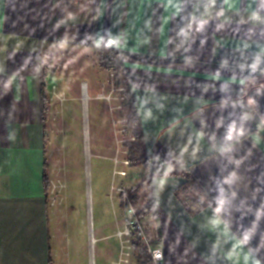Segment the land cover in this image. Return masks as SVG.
Segmentation results:
<instances>
[{
    "label": "crops",
    "instance_id": "1",
    "mask_svg": "<svg viewBox=\"0 0 264 264\" xmlns=\"http://www.w3.org/2000/svg\"><path fill=\"white\" fill-rule=\"evenodd\" d=\"M106 49L139 107L149 159L128 167H143L137 184L149 177L142 206L156 208L141 220L159 235L135 244L122 220L111 264H152L149 248L165 264H264V0H0V264H102L91 199L80 227L66 167L48 169L58 85L46 64ZM184 170L206 207L200 192L178 195Z\"/></svg>",
    "mask_w": 264,
    "mask_h": 264
},
{
    "label": "rangeland",
    "instance_id": "2",
    "mask_svg": "<svg viewBox=\"0 0 264 264\" xmlns=\"http://www.w3.org/2000/svg\"><path fill=\"white\" fill-rule=\"evenodd\" d=\"M54 56L57 60L54 57L46 64V69L56 74L58 85L56 82L52 85L53 94L49 99L52 115L46 126L48 169L57 174L66 167L67 189L63 191H69L80 227L82 220L89 218L91 199L96 249L101 254L102 264H111L114 257L109 251H114L119 243L116 229L125 220V231L129 216L130 194L127 190L137 184L136 173L144 171L143 167L122 164L128 159L125 144L134 140L124 104V83L117 82L113 71L102 68L101 51H65ZM119 80H123L122 74ZM83 83L89 87L86 101L81 98ZM101 92V98L97 97ZM123 169L127 172L126 177L117 175V171ZM121 182L125 194L118 192ZM146 193L139 191L138 207L145 202ZM152 229L148 227L147 232L154 234L156 229ZM131 241L136 244L139 240L135 236ZM140 243L143 247L146 244ZM140 256L134 254V264H141Z\"/></svg>",
    "mask_w": 264,
    "mask_h": 264
},
{
    "label": "trees",
    "instance_id": "3",
    "mask_svg": "<svg viewBox=\"0 0 264 264\" xmlns=\"http://www.w3.org/2000/svg\"><path fill=\"white\" fill-rule=\"evenodd\" d=\"M100 60H101L100 63L103 69L107 71H113L117 82L124 83V86H125L124 92L126 95L124 104L128 108H130L133 112V116L130 121L131 122L130 129L132 131V137L134 138V140L132 142H127L125 144L128 147L129 160L135 165L146 164L149 157L145 149L144 132H143L142 124L140 122L139 107H138L135 95L130 88L128 79L126 78L125 67H124L122 59L120 58V54L115 49L101 50ZM120 74H122L123 76L122 81L119 80ZM43 98H44L43 114H44V117H46L49 111V103L46 97H43ZM180 175L184 176L187 179V182L182 188H180V190H178V195L183 193L187 196H190V195H193L194 192H200L201 200L200 202L198 201L199 209H202L203 207H206L207 205L211 203L208 200L207 195L204 193V189L199 184V182L194 178V176L191 174L190 170H184L181 172ZM148 180H149V177L147 179H144L142 182H140L136 186L127 190V193L130 194V201L135 209L136 216L138 219H141L147 214L154 212V208H156V202H155L154 197H151L150 199H148L142 207H138L139 191L140 190L146 191ZM45 181L47 183V188H48L49 187L48 177H45ZM149 185L151 189L152 188L151 184L149 183ZM143 261L144 263L151 262V260L148 259L147 257H144Z\"/></svg>",
    "mask_w": 264,
    "mask_h": 264
},
{
    "label": "built area",
    "instance_id": "4",
    "mask_svg": "<svg viewBox=\"0 0 264 264\" xmlns=\"http://www.w3.org/2000/svg\"><path fill=\"white\" fill-rule=\"evenodd\" d=\"M131 164H133L131 161L125 162V165L127 166ZM117 174L126 176V172H117ZM118 192L125 194L126 190H124L123 188H118ZM127 210L129 216L126 219V229L124 231V234L127 237L131 238L133 236H137L145 241L159 239V235L156 231L154 234H152V236L149 235V233L147 232V222L145 220L138 219L134 209L131 206H127ZM149 254L152 260V264H165L164 253L161 249L149 248Z\"/></svg>",
    "mask_w": 264,
    "mask_h": 264
}]
</instances>
